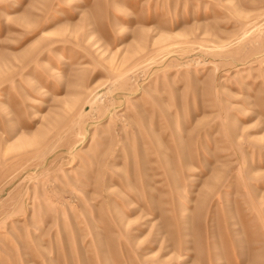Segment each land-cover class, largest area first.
<instances>
[{
    "label": "rangeland",
    "instance_id": "rangeland-1",
    "mask_svg": "<svg viewBox=\"0 0 264 264\" xmlns=\"http://www.w3.org/2000/svg\"><path fill=\"white\" fill-rule=\"evenodd\" d=\"M0 264H264V0H0Z\"/></svg>",
    "mask_w": 264,
    "mask_h": 264
}]
</instances>
